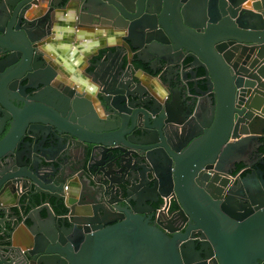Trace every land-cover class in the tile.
Returning a JSON list of instances; mask_svg holds the SVG:
<instances>
[{
	"label": "water",
	"instance_id": "95a60500",
	"mask_svg": "<svg viewBox=\"0 0 264 264\" xmlns=\"http://www.w3.org/2000/svg\"><path fill=\"white\" fill-rule=\"evenodd\" d=\"M46 1L0 0V264H264V0ZM61 15L121 36L87 71L103 116L49 57ZM22 190L48 199L23 244Z\"/></svg>",
	"mask_w": 264,
	"mask_h": 264
},
{
	"label": "crops",
	"instance_id": "0c3cea01",
	"mask_svg": "<svg viewBox=\"0 0 264 264\" xmlns=\"http://www.w3.org/2000/svg\"><path fill=\"white\" fill-rule=\"evenodd\" d=\"M43 1L44 2L43 5H41V10H46L48 7V1ZM29 14L31 13L29 12ZM30 16L33 17L34 15ZM61 16L63 17L62 20L55 22V25H59L60 28L56 31L54 30L53 34L49 37L50 44L53 45L55 51V53L50 52L49 57H52V61L54 63H57L58 66L62 65L63 60L69 62L71 68L70 70H68L69 72H62V78L64 77V80L67 81L70 86H76L80 92L85 93L87 97L92 100L93 107L97 111V113L103 116L105 115V112L104 109L100 106L96 91L86 92V86H98L97 83L88 78L87 71L93 69L91 61H94L96 57H101L103 51H107L109 48L115 51L117 46L121 44V36H119L117 32L110 31L107 26H103L102 28L98 27L99 25L93 27L80 26L77 24L76 15ZM58 47H61L60 50L58 49ZM141 65L145 66L141 61H136L134 68L136 69ZM59 67L60 70H62L61 66ZM136 72L141 74V76L145 81H147V83L155 82L156 84H161V80L159 79V77L149 78L147 75H145L146 73L143 74L139 70H137ZM164 94H169L167 88L165 89ZM70 181V179L67 180V187H70ZM76 189L77 190L73 192L67 189V193L71 197L78 199L79 188ZM45 200L47 199L43 197V201ZM11 205H13L14 210H18V213L20 215L18 218L16 231L17 235L15 236V240L17 241V243H27L33 237L27 225L32 224V220L31 218H29V215L33 214L34 207H31L28 212H25L26 215L23 216L24 213L21 212V207L17 206L16 202L12 203ZM41 213L43 217L47 216L46 209H43Z\"/></svg>",
	"mask_w": 264,
	"mask_h": 264
},
{
	"label": "built area",
	"instance_id": "2783aa9c",
	"mask_svg": "<svg viewBox=\"0 0 264 264\" xmlns=\"http://www.w3.org/2000/svg\"><path fill=\"white\" fill-rule=\"evenodd\" d=\"M243 169H241L240 171H237L236 174H234V176H230L231 178H236L238 176L241 175ZM176 201L177 204L179 203V200L176 196V194H173L171 193L170 195L168 196H163V204H161L155 211V214L157 217H162V218H170L172 217L173 215H175L179 209H173L171 207V203L172 201ZM62 216H66V214H63Z\"/></svg>",
	"mask_w": 264,
	"mask_h": 264
},
{
	"label": "trees",
	"instance_id": "16d2710c",
	"mask_svg": "<svg viewBox=\"0 0 264 264\" xmlns=\"http://www.w3.org/2000/svg\"><path fill=\"white\" fill-rule=\"evenodd\" d=\"M50 200L52 202H54V198H51ZM42 203H43V197H41L40 195H35L32 198H29L28 194H25L22 196V199H21V210H22L21 212H23V213L28 212V210L31 207L41 205ZM56 210L60 214L66 213V208L64 207V205L62 203L56 208ZM15 212L19 215L17 209H15ZM6 243H7V241H6Z\"/></svg>",
	"mask_w": 264,
	"mask_h": 264
},
{
	"label": "flooded vegetation",
	"instance_id": "af4514ba",
	"mask_svg": "<svg viewBox=\"0 0 264 264\" xmlns=\"http://www.w3.org/2000/svg\"><path fill=\"white\" fill-rule=\"evenodd\" d=\"M262 151H263V153H264V149L262 148ZM264 155V154H263ZM241 169H243V171H242V173L241 174H244V173H246L247 171H249V169H250V167L249 166H245V165H240L239 167H238V169H237V171H240ZM26 191L27 190H22V192H21V195H24V194H26ZM22 199V198H21ZM50 200V199H49ZM45 202H48V199L47 200H45V201H43V203L41 204V205H43ZM17 204V203H16ZM161 204H163V197H161V199L155 204L157 207H156V209L161 205ZM17 205H19V204H17ZM19 207H21V204L19 205ZM171 207L173 208V209H179V207H178V204H177V202L174 200V201H172V203H171ZM33 208V207H32ZM18 215V214H17ZM24 215H26V213H24L23 214V216ZM156 215V214H155ZM17 222H18V220H16L14 217H12V220L8 223V226H12V224L13 225H15V224H17ZM8 240V236L4 233V232H0V243L1 244H3V245H6V241Z\"/></svg>",
	"mask_w": 264,
	"mask_h": 264
}]
</instances>
